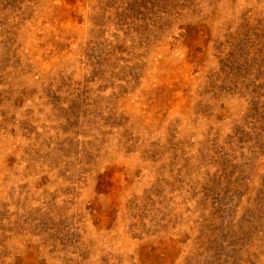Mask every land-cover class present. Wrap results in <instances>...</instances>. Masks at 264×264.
Here are the masks:
<instances>
[{"label": "rangeland", "instance_id": "rangeland-1", "mask_svg": "<svg viewBox=\"0 0 264 264\" xmlns=\"http://www.w3.org/2000/svg\"><path fill=\"white\" fill-rule=\"evenodd\" d=\"M0 264H264V0H0Z\"/></svg>", "mask_w": 264, "mask_h": 264}]
</instances>
